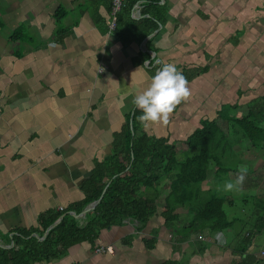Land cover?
<instances>
[{"label": "crops", "instance_id": "obj_1", "mask_svg": "<svg viewBox=\"0 0 264 264\" xmlns=\"http://www.w3.org/2000/svg\"><path fill=\"white\" fill-rule=\"evenodd\" d=\"M15 1V7L21 11L16 19L19 26L15 33H21L26 24L32 31L29 40L19 33L17 41L9 42L14 44L15 53L43 54L42 50L52 46L63 51L68 49L65 40L79 39L83 53L91 56L88 65L92 64L94 84L91 91H87L88 97L80 95L85 91L83 88L74 95L72 104L64 102L65 91L49 100V108H44L48 113L44 118L46 123L42 124L46 127L53 123L47 136H44L43 127H37L25 139L15 137L13 120L20 114L13 113L11 119L3 120V111H0V123L7 125L2 134H7L2 139L5 142L0 144V246L13 247L14 229H36L41 216L84 199L82 183L90 177L96 160L103 162L114 155L115 135L122 132L129 116L133 115V99L149 86L157 71L155 65L163 62L175 64L183 73L191 97L173 112L167 126L145 129L137 121V134L174 143L179 158L184 159L187 154L184 142L204 122L216 121L222 141L217 144L216 152L224 167L228 165V171L219 170L216 162L211 161L207 179L195 193L199 198L212 193L228 199L224 208L229 220L235 221L233 227L222 232V242L216 240L218 232L212 233L209 227L199 229L194 233L191 250L188 240L166 228L161 216L164 204L159 203L158 214L142 232L137 231L138 222L131 219L123 226L101 231L100 246L113 247V254L97 253L89 244L83 243L72 247L66 257L51 264H176L183 260L186 264H235L241 261L238 247L249 232L254 234L247 254L255 264H264V228L261 231L254 229L257 209L247 215L245 208L249 196L242 198L239 194L237 200L243 201L246 218L231 217L226 207L233 208L237 200L231 199V195L227 197L231 192L223 190L226 182L236 179L241 165L248 168L246 179L256 174L264 175L262 149L254 147L249 139L235 131L234 124H230L232 120L248 117L252 111L260 116V122L263 120L264 0H161L163 23L143 41L134 39L129 43H122L109 31L113 0ZM139 4L136 15L125 14L124 32L132 30L131 18L139 21L143 17L145 2ZM60 9L68 13L61 22L57 19ZM87 20L88 28L84 25ZM129 36L126 33V37ZM34 39L38 40V45L33 43ZM145 53L157 57L147 67H144L145 63L155 57L148 59ZM119 75L124 78L116 83L117 90H112L110 85ZM14 83L9 85L12 86L10 96L13 93L19 95L18 91H13ZM29 83L18 82V86L30 87ZM13 101V98L9 99V106ZM60 104L70 111L77 109L76 116L67 119L68 111L64 115L56 113ZM225 106H229L231 112L224 117L221 113ZM58 120H61L59 124ZM106 120L112 122L110 127L105 126ZM231 129H234L233 133ZM9 136L12 138L8 139ZM50 136H56V143L51 142ZM246 179L241 192L258 190L259 184L253 183L257 181L251 183ZM169 183L166 180L159 187L160 199L164 200ZM176 213L185 219L192 218L186 207L179 208ZM185 219L177 220L174 225L185 222L188 227L191 220ZM152 238H156L157 243L149 250L146 242ZM187 253L192 256L188 263V258L185 260Z\"/></svg>", "mask_w": 264, "mask_h": 264}, {"label": "trees", "instance_id": "obj_2", "mask_svg": "<svg viewBox=\"0 0 264 264\" xmlns=\"http://www.w3.org/2000/svg\"><path fill=\"white\" fill-rule=\"evenodd\" d=\"M142 1L145 2L143 17L139 21L131 18L129 21L132 30L124 32L122 24L125 14L131 17L135 6ZM160 1L125 0V7L119 15L114 32L122 43H129L134 39L143 41L159 28L158 25L164 21ZM59 12L57 19L61 22L68 13L63 9ZM19 33L10 37V41H17ZM126 33L130 36L126 37ZM145 56L151 59L149 53H145ZM156 59L157 57L151 59L150 65ZM159 68L160 63H157L154 69ZM141 114L135 107L127 125L122 132L115 135L114 155L103 162L95 161L90 177L81 185L84 199L57 212L41 216L36 229H14L13 247L7 249L0 246V264H51L66 257L72 247L83 243L89 244L92 250H97L101 247V231L113 226H123L128 219L138 222L137 231L142 232L158 214L159 187L166 180L170 183L166 185L168 192L164 198L161 216L169 231L177 232L173 231L172 227L179 220L180 216L176 212L181 207L189 209L192 220L186 228L195 229L194 232L209 227L212 233H216L233 227L235 221L229 220L224 208L228 199L212 193L206 198H199L195 193L196 188L207 179L211 161L216 162L219 170L228 171L216 152L217 144L222 142L219 139L221 129L218 123L204 122L202 127L184 142L187 154L184 159H180L174 143L171 144L165 139L153 140L146 134L138 136L137 117ZM232 123L239 129L237 132L249 139L254 147L264 150V127L256 112L252 111L248 117L241 120H232ZM105 190L101 203L84 219L71 214L74 212L80 215L89 204L99 200ZM261 196L256 207V231L264 228V194ZM199 202L200 204H197ZM232 204L233 202H230V205ZM63 215L66 216L45 237L47 230ZM252 234L254 232H249L239 245L241 261L235 264H255L247 254L252 244ZM156 243V238L148 240L147 248L153 250Z\"/></svg>", "mask_w": 264, "mask_h": 264}, {"label": "rangeland", "instance_id": "obj_3", "mask_svg": "<svg viewBox=\"0 0 264 264\" xmlns=\"http://www.w3.org/2000/svg\"><path fill=\"white\" fill-rule=\"evenodd\" d=\"M14 1L15 0H0V111L1 113L3 111L1 114L3 116L1 118H3V120H7L11 119L13 113H16V115L20 114L19 118L14 120L12 119L14 122L12 133L15 137L17 136L18 138L25 139L26 135L30 134V131L37 129V127H43L45 129L44 136H47L51 130L50 128L53 127V123H49V126L46 127L42 126L43 123H46L44 118L48 115L44 108H49V100L52 99L55 94L65 91L64 95H66V98L63 100L67 104H72V101L76 97L74 95L83 91V88L85 91L81 92L80 95H85V97L90 95L88 92L91 91L94 84L93 70L91 69L92 64L90 63V65H88L91 56L83 53L79 39L65 40V42L67 41L68 43V49L63 51L52 46L49 50H42V52H45L46 54H33L31 51L29 53L22 51L21 55L16 54V48L13 46L14 44L9 43V39L18 29L19 22H17L16 19H18L21 15V11L15 7ZM16 12L17 14L15 16ZM84 25L88 28L90 26L89 21L87 20ZM24 28L25 29L20 34L23 35L25 40H29L31 38L32 31H30L28 24H26ZM33 43L35 45L39 44L37 39H34ZM22 50H24V48H22ZM19 56H22V58ZM86 62L87 65L85 66ZM123 78L124 77L122 75L115 78L112 81L113 83L110 85L112 86L111 89L117 90L116 83L121 82ZM13 82H15L14 85L16 86L15 87L13 85V91H18L19 95H15L13 93V96H10L11 93L9 88L12 86L9 85ZM18 82H30V87H20L18 86ZM10 98H13L14 100L12 106H9ZM59 106L60 107H58L56 113L60 112V114L64 115L68 111V114L65 115L67 116V119H69L70 116L71 118H74V116H76L75 114L78 112L77 109L70 111L69 108H64L62 104ZM230 109L231 108L229 106H225L221 115L224 116L227 115V113L230 114ZM261 113L263 115L262 122L264 124V110L261 111ZM60 122L61 120H58V124ZM106 122L108 121L106 120L105 123ZM110 123L112 124V122L109 121L105 124V126L108 125L110 127ZM230 124L233 126L232 121H230ZM6 127L7 125L0 123V144L5 142V140L2 139L7 134L5 136L2 134L6 132ZM262 127H264V125ZM233 128L235 127L233 126ZM238 130L239 129L236 127L235 131ZM55 131H57V129H55L54 132ZM233 131L234 129L230 130L231 133H233ZM54 132L52 131V134ZM10 136L8 139L12 138ZM57 136L60 137V135ZM50 137L51 142L56 143V136ZM230 137L232 138L231 135ZM260 152L264 155V150H261ZM231 164L232 163H230L229 166ZM246 181L251 183L252 181H257L253 183L259 184L258 190H249L246 192L232 191L229 195H227V197L231 195V199L235 198L237 200L239 194H242V198L245 196L247 197L248 195L249 204L245 209L247 211V215H249V212L255 211L253 209L257 207V203L260 199L259 197H262L261 195L264 194V175L262 176L256 174L255 176L246 179ZM162 200L163 199H159L158 204L160 203L163 205L165 199L163 201ZM197 204H200V202ZM234 204L233 208L226 207L228 214H230L231 217L236 216L239 219L245 220L246 217L244 214L245 209L243 201L240 200L238 202L237 200ZM190 205H193V203H190ZM179 219L181 221L185 218L180 216ZM186 220H192V218H189L188 216L185 221ZM172 229L173 231H177V233L184 239L188 240L191 245V250H193V236L195 229L186 228L185 222L183 225H174ZM186 259L187 263L191 261V253L186 254L185 260ZM183 261H179L176 264H186Z\"/></svg>", "mask_w": 264, "mask_h": 264}, {"label": "clouds", "instance_id": "obj_4", "mask_svg": "<svg viewBox=\"0 0 264 264\" xmlns=\"http://www.w3.org/2000/svg\"><path fill=\"white\" fill-rule=\"evenodd\" d=\"M158 63H162V67L151 78L149 86L133 99V104L142 113L137 119L145 129L152 126H167L177 106L187 102L191 97L188 80L177 66L172 63ZM147 66L146 62L144 67ZM247 173V166L241 165L236 179L226 182L223 190L226 192L242 190Z\"/></svg>", "mask_w": 264, "mask_h": 264}, {"label": "built area", "instance_id": "obj_5", "mask_svg": "<svg viewBox=\"0 0 264 264\" xmlns=\"http://www.w3.org/2000/svg\"><path fill=\"white\" fill-rule=\"evenodd\" d=\"M125 7V0H113L112 3V10H111V20L109 23V31L110 33H114L117 25H118V21H119V15L120 13L123 11V8ZM140 9V4H138L133 11V14L136 15V13L138 12V10ZM151 56L154 58L155 54L151 53ZM147 65H150V62H147ZM201 238V236H200ZM222 238H223V234L222 232H218L217 236H216V240L217 242H222ZM114 253L113 251V247H101L99 249H97V253Z\"/></svg>", "mask_w": 264, "mask_h": 264}, {"label": "water", "instance_id": "obj_6", "mask_svg": "<svg viewBox=\"0 0 264 264\" xmlns=\"http://www.w3.org/2000/svg\"><path fill=\"white\" fill-rule=\"evenodd\" d=\"M164 2V1H163ZM105 192H106V190L104 191V193H103V195L101 196V198L99 199V200H97V201H95V202H93V203H91V204H89L83 211H82V213L80 214V215H76L74 212H72L71 214L72 215H74V216H76L77 218H85L86 217V215L89 213V212H91V211H93L100 203H101V201H102V199H103V197H104V195H105ZM66 215H63V216H61V218H59L56 222H55V224L53 225V226H51L48 230H47V232H46V234H45V237L49 234V232H50V230L53 228V227H55L56 225H58L59 223H60V221L65 217Z\"/></svg>", "mask_w": 264, "mask_h": 264}]
</instances>
